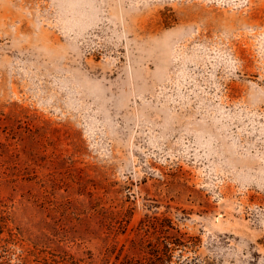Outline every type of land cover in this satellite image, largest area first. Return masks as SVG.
<instances>
[{"label": "rangeland", "instance_id": "obj_1", "mask_svg": "<svg viewBox=\"0 0 264 264\" xmlns=\"http://www.w3.org/2000/svg\"><path fill=\"white\" fill-rule=\"evenodd\" d=\"M0 264H264V0H0Z\"/></svg>", "mask_w": 264, "mask_h": 264}]
</instances>
